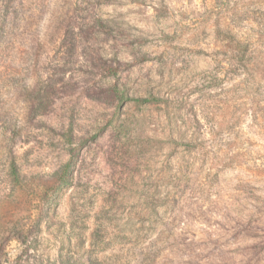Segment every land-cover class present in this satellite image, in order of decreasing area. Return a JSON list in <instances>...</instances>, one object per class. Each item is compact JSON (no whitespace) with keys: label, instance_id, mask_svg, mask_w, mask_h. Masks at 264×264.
I'll return each instance as SVG.
<instances>
[{"label":"rangeland","instance_id":"rangeland-1","mask_svg":"<svg viewBox=\"0 0 264 264\" xmlns=\"http://www.w3.org/2000/svg\"><path fill=\"white\" fill-rule=\"evenodd\" d=\"M0 264H264V0H0Z\"/></svg>","mask_w":264,"mask_h":264},{"label":"trees","instance_id":"trees-1","mask_svg":"<svg viewBox=\"0 0 264 264\" xmlns=\"http://www.w3.org/2000/svg\"><path fill=\"white\" fill-rule=\"evenodd\" d=\"M105 73H106V76H117L118 74V69L117 68H112V67H105L104 69ZM120 99L125 102L128 100V98H126V96L121 95L120 96ZM133 100V99H132ZM136 101L137 103H148L150 100L149 99H141V100H134ZM73 167H74V160H70V162H68V164L66 165L65 167V170H64V173L62 174V176L60 177V182L61 183H68L70 181V178H71V171L73 170ZM13 172H14V175L17 176V172H16V168L15 166H13Z\"/></svg>","mask_w":264,"mask_h":264}]
</instances>
